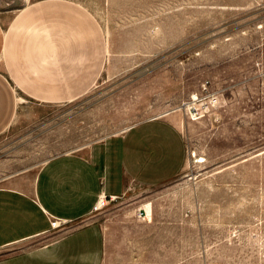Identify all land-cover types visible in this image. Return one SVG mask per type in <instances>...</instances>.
Returning a JSON list of instances; mask_svg holds the SVG:
<instances>
[{"label": "rangeland", "instance_id": "374dc122", "mask_svg": "<svg viewBox=\"0 0 264 264\" xmlns=\"http://www.w3.org/2000/svg\"><path fill=\"white\" fill-rule=\"evenodd\" d=\"M41 1L0 0L5 28L15 15L8 39L69 29L45 18L27 29ZM64 1L101 26L102 67L67 100L30 99L10 81L18 106L0 132V184L147 118L178 122L187 159L174 178L104 196L84 221L32 241L95 223L102 264H264V0Z\"/></svg>", "mask_w": 264, "mask_h": 264}, {"label": "crops", "instance_id": "0c3cea01", "mask_svg": "<svg viewBox=\"0 0 264 264\" xmlns=\"http://www.w3.org/2000/svg\"><path fill=\"white\" fill-rule=\"evenodd\" d=\"M54 3L63 11H49L48 5ZM31 8L36 11L32 10L34 21L27 22V29L45 26L44 18L61 19L65 23L61 27L69 29L27 42L19 35L6 36L15 15L6 28L0 23V58L5 60V68L0 67V132L15 122L18 104L10 81L30 99L67 100L87 89L102 67L105 36L90 18L91 11L64 0L41 1L26 11ZM39 79L49 82L39 85ZM53 82L58 93L50 96L48 84ZM186 159V140L178 122L147 118L88 146L54 154L36 172L24 171L1 183L0 264H102L104 239L95 223L48 241L32 240L47 238L60 223L84 221L103 196H124L136 186L174 178Z\"/></svg>", "mask_w": 264, "mask_h": 264}, {"label": "bare ground", "instance_id": "6f19581e", "mask_svg": "<svg viewBox=\"0 0 264 264\" xmlns=\"http://www.w3.org/2000/svg\"><path fill=\"white\" fill-rule=\"evenodd\" d=\"M23 100V99H22ZM200 161V160H199Z\"/></svg>", "mask_w": 264, "mask_h": 264}, {"label": "built area", "instance_id": "2783aa9c", "mask_svg": "<svg viewBox=\"0 0 264 264\" xmlns=\"http://www.w3.org/2000/svg\"><path fill=\"white\" fill-rule=\"evenodd\" d=\"M104 197V196H103Z\"/></svg>", "mask_w": 264, "mask_h": 264}]
</instances>
